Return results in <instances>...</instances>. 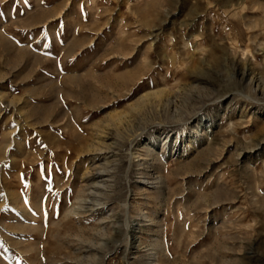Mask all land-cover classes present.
Segmentation results:
<instances>
[{
    "label": "rangeland",
    "instance_id": "374dc122",
    "mask_svg": "<svg viewBox=\"0 0 264 264\" xmlns=\"http://www.w3.org/2000/svg\"><path fill=\"white\" fill-rule=\"evenodd\" d=\"M0 264H264V0H0Z\"/></svg>",
    "mask_w": 264,
    "mask_h": 264
},
{
    "label": "bare ground",
    "instance_id": "6f19581e",
    "mask_svg": "<svg viewBox=\"0 0 264 264\" xmlns=\"http://www.w3.org/2000/svg\"><path fill=\"white\" fill-rule=\"evenodd\" d=\"M89 175V174H88ZM103 174L101 173H91L90 177L91 179H97V178H102ZM89 180V179H88ZM96 186V185H95Z\"/></svg>",
    "mask_w": 264,
    "mask_h": 264
}]
</instances>
